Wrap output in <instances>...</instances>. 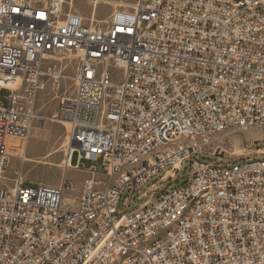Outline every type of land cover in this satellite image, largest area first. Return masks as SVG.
I'll return each instance as SVG.
<instances>
[{
  "label": "built area",
  "instance_id": "obj_1",
  "mask_svg": "<svg viewBox=\"0 0 264 264\" xmlns=\"http://www.w3.org/2000/svg\"><path fill=\"white\" fill-rule=\"evenodd\" d=\"M89 2L85 18L74 0H0V264H107L117 251L121 264H264V158L249 159L264 153L215 144L221 129H264V0H134L104 19ZM74 61L62 179L24 187L18 170L7 184L6 137L28 140L38 92ZM216 152L231 162L196 159ZM97 160L102 175L83 168ZM185 160L186 181L163 190ZM70 168L86 173L73 199ZM163 170L118 212L127 187Z\"/></svg>",
  "mask_w": 264,
  "mask_h": 264
},
{
  "label": "rangeland",
  "instance_id": "obj_2",
  "mask_svg": "<svg viewBox=\"0 0 264 264\" xmlns=\"http://www.w3.org/2000/svg\"><path fill=\"white\" fill-rule=\"evenodd\" d=\"M134 0H97L96 9L97 19L106 18L111 10L117 6V3L131 4ZM74 6L78 8L79 12L85 17L90 16L92 12V5L89 0H74ZM75 61L72 62L64 70V77L60 82L58 88L53 87L50 81H46L43 89L38 92L36 99V111L35 118L32 124V129L28 140L25 145L23 141L18 138H9L7 141V153L13 154L15 157H10L9 165L5 168L3 176L5 177L7 184H11L14 177V172L20 170L25 180L23 186L37 187L38 185H58L64 174V168L62 164L64 148H65V136L67 130V124L61 118L60 105L62 98L69 97L73 90L72 76L74 73ZM3 95L8 94V90L2 91ZM3 104L7 99L1 97ZM215 144L220 145V150L224 151L227 155L243 154L248 151H255L257 146L264 147V129L251 128L245 132L239 131H224L216 137ZM262 148V147H260ZM264 151V150H263ZM25 154L29 160H23L18 158L19 155ZM51 153L50 155H48ZM245 158V157H242ZM264 158L262 155L251 156L249 159ZM196 159L202 163L224 165L231 161L226 159L225 156H221L218 152L215 155L199 153ZM47 162L49 164L44 165ZM95 166L97 174L102 175V167L100 161H84V167ZM164 170L159 172L156 176L150 178L138 192H135L133 188L128 187L123 191L119 206V213H127L132 211L141 205L144 198L135 200L129 205H124L127 200L125 198L133 200L137 194L143 191L149 184L157 181L163 174ZM189 174V162H185L180 166V169L176 173L175 178H170L162 183L163 190H170L184 183ZM86 175L84 171L75 169H67L65 176L66 179L74 183V191L65 192L66 196L73 199L78 195L79 185ZM75 200H70V205H73Z\"/></svg>",
  "mask_w": 264,
  "mask_h": 264
},
{
  "label": "bare ground",
  "instance_id": "obj_3",
  "mask_svg": "<svg viewBox=\"0 0 264 264\" xmlns=\"http://www.w3.org/2000/svg\"><path fill=\"white\" fill-rule=\"evenodd\" d=\"M226 130L228 129H221V133H223ZM8 138L10 137H6V140H5L6 146H7ZM14 138H17V137H14ZM25 143L26 142H24V144ZM189 144H202V137H189ZM171 147H178V140H171ZM50 154L51 153H49L48 155ZM162 154H170V147H162ZM152 156H153V149H145V152H140V157H132L131 161L126 162V169L135 170L138 168L140 164V159H147V157H152ZM21 158L25 160L23 156H21ZM26 160H29V159L26 158ZM43 164L46 165L49 163L44 162ZM102 191H109V184H102ZM179 218H186V210H179ZM173 231H175V223H165V225L162 228V235H169ZM123 259H125V251H117L116 259L109 260L107 264H121V260Z\"/></svg>",
  "mask_w": 264,
  "mask_h": 264
},
{
  "label": "crops",
  "instance_id": "obj_4",
  "mask_svg": "<svg viewBox=\"0 0 264 264\" xmlns=\"http://www.w3.org/2000/svg\"><path fill=\"white\" fill-rule=\"evenodd\" d=\"M10 138H13V137H10ZM8 139H9V138H8ZM8 139H7V141H8ZM23 143H24V142H23ZM24 145H25V144H24ZM263 150H264V147H262V148H258V151L261 152V153H264ZM21 156H23V157L25 158V160H26V156H25V154L22 153V154L19 155L18 157H21Z\"/></svg>",
  "mask_w": 264,
  "mask_h": 264
},
{
  "label": "trees",
  "instance_id": "obj_5",
  "mask_svg": "<svg viewBox=\"0 0 264 264\" xmlns=\"http://www.w3.org/2000/svg\"><path fill=\"white\" fill-rule=\"evenodd\" d=\"M260 147H263V146H257V149L260 148ZM175 176H176V174H175ZM175 176L173 178H175Z\"/></svg>",
  "mask_w": 264,
  "mask_h": 264
}]
</instances>
